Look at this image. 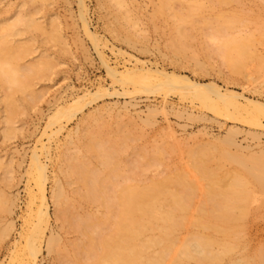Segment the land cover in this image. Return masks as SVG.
Here are the masks:
<instances>
[{
    "label": "rangeland",
    "instance_id": "374dc122",
    "mask_svg": "<svg viewBox=\"0 0 264 264\" xmlns=\"http://www.w3.org/2000/svg\"><path fill=\"white\" fill-rule=\"evenodd\" d=\"M81 1L84 7L78 6L79 0H0V35L4 25L16 22L17 15L22 19L25 15L33 16L38 27L30 29L19 24L15 27L18 32L10 31L0 40L1 65L9 64L7 67L14 68L19 78L14 86L0 81V264H21L22 259L24 263L25 240L37 223L35 213L41 199L30 167L34 149L46 168L44 201L48 217L40 224L42 232L39 235L41 240L37 241L40 247L35 264L84 263V254L82 259H72L76 248L73 245L78 244L79 249L82 236L71 224L77 216L91 213V216L100 217L105 212L99 202L88 201L90 204H87L78 199L84 189L78 181L79 176L71 171L74 170L72 166L70 171L73 174L69 178L64 177L62 171L63 162L77 166V162L71 160L76 162L74 164L69 158L81 149L82 140L89 139L82 137L86 133H92H89L92 142L88 143L93 146L88 149L91 148L93 154L87 148L81 150L85 157L82 164L88 162L90 166L88 163L85 166L90 170H104L101 162H104L103 152L107 150L100 154L101 148H98L103 144L106 147L109 141L119 151V169L125 173L128 171L129 179L133 178V181L129 180L130 184L135 185L190 171L189 155L201 147H225L245 161L257 160L264 155L263 117L249 115L250 121L243 111L232 112L231 109L227 115H216L202 108L197 101L180 97L176 91L165 94L156 89L149 92L134 89L133 84L128 83L131 81L119 82L111 78L105 67L106 63L119 73L133 70L134 66V70L151 67L184 80L214 84L223 91L240 93L264 105V0H169V3L166 0L169 7L164 6L165 10L159 9L164 0H123L124 3L118 0V7L123 3L119 9L114 7L115 0ZM81 9L85 10H82L85 21L78 17ZM240 38L249 39L250 49H246L249 52L246 53V64L242 60L244 57L240 59L244 68L234 74L231 66L228 67L233 72L228 64L224 65L226 62L220 57L217 46L223 40ZM84 94L90 95L81 99L79 105L71 103ZM57 107L65 110L68 119L61 117L64 119L59 118V122L47 127ZM234 115L237 120L236 117L232 119ZM254 117L258 126L252 125ZM4 119L12 120V133L3 134ZM57 128L61 130L53 135L51 132ZM229 130L233 134L229 136L232 139L228 137L232 144L223 146L221 140L227 138L224 137ZM233 167V164L224 163L221 175L233 171ZM186 173L199 186L205 184L195 173L190 171L192 176ZM227 178H223L220 186L228 182ZM118 180L124 181L122 178ZM123 181L120 185L124 184ZM58 186L65 192L66 207L70 206L64 214L66 218L69 213L66 219H72L71 223L57 214L52 193ZM198 195L195 205L201 199L200 192ZM254 198L248 215L231 225L228 234L208 230L235 244L233 254L244 246L252 253L264 245V196L255 193ZM194 215V211L188 213L187 220ZM192 231L194 228L188 224L178 236L183 237L184 233ZM49 236H56L58 245L53 246L59 249L46 248Z\"/></svg>",
    "mask_w": 264,
    "mask_h": 264
},
{
    "label": "bare ground",
    "instance_id": "6f19581e",
    "mask_svg": "<svg viewBox=\"0 0 264 264\" xmlns=\"http://www.w3.org/2000/svg\"><path fill=\"white\" fill-rule=\"evenodd\" d=\"M115 1L116 5L113 3L114 7H118V5H120V1ZM170 1L168 0V3ZM221 1L225 2L226 0H220L219 2ZM81 2L82 1L79 0L80 5L78 6L82 7L83 2ZM121 2H123V0ZM162 2L164 3H160L162 4V8H160L161 6H159L160 10H165L164 6L169 7L166 6V0ZM123 3L121 4V6H123ZM121 6H119L118 9L121 8ZM197 8H200V6ZM82 10L83 9H81L80 16L78 17L79 19L81 18L85 21V19H83ZM83 12H85V10H83ZM17 16L18 18L14 20L16 22L11 23L10 25H4L3 34L0 35L1 41L7 35L6 33L10 31L13 32L14 30L16 31L17 29H15V27H18L19 24H22L26 28L30 29L31 27H37V25L33 21V16L29 17L28 15H25V19V16H22L23 19L20 18L19 15ZM82 23L85 26V23ZM84 30L87 34L89 33L86 26ZM177 34L179 35V33ZM180 37H182V34ZM129 38L130 37L128 36L127 39ZM243 39L244 40H242L241 38L237 40H223V42L217 46V48L219 49V55H221L220 57H223L224 61L226 62V64L224 65L228 64L227 67L231 66L234 72L230 67L228 68L234 74L235 71L239 72L244 68H242L241 66H243V64L245 63L246 55L249 53L248 51H246V49H250L248 48V42L250 43V41L246 38ZM243 57L244 59H242ZM240 59H242L244 63ZM224 61L222 62L225 63ZM5 64L6 63H3L1 65L0 62V81H7L8 84H13L14 86V84L16 85L17 81L19 80V78H17L18 73L16 74V70L14 68H8L7 66L9 64L7 66ZM3 65L6 68H4ZM105 67L107 69V74L111 76V78H115L116 80H119V82L131 81L128 83L133 84L134 89L139 88L147 92L156 89L164 92L165 94L171 91H176L179 93L180 97H187L190 98L191 101H197L202 108L209 110L216 115L219 113H223V116L227 115V111L231 109V111L233 110L234 112L243 111L245 116L251 115L264 118L263 104L258 103L257 101H254L252 99L245 98L240 93L236 94L235 92L229 90L223 91L220 88H217L214 84H200L197 82L184 80L179 78L180 76L178 75L176 76L174 74H166V72L158 71L157 69L152 70L151 67V69H144L143 67L139 69L137 67L138 70H134V68H136L134 66L133 70L130 69L129 71H125V73L116 72L114 69L106 66V63ZM36 68L37 67L31 70L35 72L34 70ZM28 72L31 71L29 70ZM88 95L90 94H84L81 97L79 96L71 103L78 104L81 99H84ZM75 106H70V108H74ZM8 111L11 112V109H9ZM238 115L240 114H236V116ZM66 116L67 114L65 115V110L57 107L56 111L49 119V122L47 123L48 125L46 126L51 127L54 122L60 120L59 118ZM231 116H233V114ZM236 116L234 115L232 119ZM256 117L252 119L255 120L252 122H255L254 124L251 123L252 125L256 124ZM6 118L8 117L6 116ZM248 118L250 120V116ZM237 119L238 118L236 117V120ZM4 120V125L6 127L4 130L5 133L3 134H7L9 131H11L12 133L13 128L10 127L12 120H10L11 122L9 121V119ZM59 125L58 127H60ZM255 126H258V124ZM59 129L61 130V128H57L55 132L53 131L51 133H55L56 135L60 131ZM229 132L227 131V134L224 137L227 138L225 140H221L222 145L224 144L223 146L232 144L229 140V136H231L232 132L231 130H229ZM11 133H9L8 135H10ZM89 133L92 134L91 132ZM89 133H86L82 136L84 137V139L86 138V136L87 138L89 137V139H85V142L82 140V143L81 140L79 141L81 143V149L78 151V153L75 152V154L71 157L67 156L68 158L70 157V161L75 160L77 162V166L75 164L76 162L71 161L75 164V166H73L72 164H68L67 161L63 162L65 163V166H63L64 169L61 170L65 174L63 175L66 178H69L73 173L76 176H79L78 181L80 180L79 182H81L82 184H80V186L84 189V192L82 194H80L79 192L76 193V195L79 193L78 195L80 198L78 199H81L80 201L84 200L83 202H86L87 204H90L88 203V201H93V204L99 202L100 206L102 207L101 209L105 212L103 213V215H99L100 217H96L97 215L93 216V214L91 216V213H88V215H82L83 217H81V215L77 216L78 218H81L78 219L76 217L77 220L73 222L72 219L68 221L66 218L68 217L67 214L69 213H66V218L64 214V211L68 207H66L65 205L67 204L64 198L65 192L63 191L61 186H58L52 193V198L54 200L53 202L58 208V216L59 214L60 217L64 216V218L62 217L61 219H64L65 222L71 221L73 223L71 224L72 226L69 225L71 222L68 225L73 227V229L75 228L76 231L79 230L77 232H80L79 235L82 236L81 241L84 240V243H82L81 241L78 242L79 244H82L79 245L81 246L79 249L77 248L78 244L73 245L76 247L74 248L77 249H74V253L77 255L79 253V255L81 254V256L79 257L76 255V258H74L75 254H73L74 257L72 259H82V254H84V257L82 259V262L84 261V263H81L79 261V264H264V245L257 248L252 253H249V251L246 250V247L244 246L242 250H239L237 253L233 254L235 244L225 239L218 238L215 234L208 231L211 230L212 232L217 234H228L230 228L232 227L231 225L245 219V217L250 212L249 206L252 202L255 201V193L260 196H264L263 154L259 157L260 159L255 158L257 160L250 159L251 161H245V159H240L235 154H231L228 150L225 149V147H201L200 149L192 151L189 155V158L191 160L190 171L193 174L195 173V176L198 177L197 179L204 181L203 183H205V187L204 185L202 186L204 188L199 186L198 182L188 177L189 175L186 172H189L190 174V171L176 172L172 176L170 175L171 177L165 176L162 179L157 178L156 180H150L143 185H135L130 184L129 180H132L133 178L130 176L132 179H129L128 175L130 174L128 173V171L125 173L123 172V169L122 172L119 169L120 159H117L119 151L115 145L114 146L116 147V149L112 144L110 145L109 141H107V146L105 145L107 148L103 146V143V145H99L98 148H101L100 154L104 150H107L106 152H103L104 154L102 153L104 162H101V166L104 167V170H99L98 168H92L90 170V168L87 167L90 166L88 162H84V164H82L85 157H83V153L81 154L80 152L84 151V149L86 148L87 150L91 151V148L88 149V147L90 145L93 146V144L88 143L89 141L92 142V140H90L91 136L89 135ZM49 137H51V135ZM92 139L95 138L93 137ZM102 147H104L103 150ZM79 153L81 154V156H78ZM91 153L93 154V151H91ZM98 156L102 158L101 155ZM79 160L80 164H78ZM101 160H103V158ZM86 163H88V165ZM224 163L233 164L235 168L233 167L234 170H231L232 172L230 171L228 174H226L225 172L224 175H221L220 171L223 169ZM85 164L87 166H85ZM71 166L74 168V170H71L73 171V173H71L70 171V169H72ZM30 167L33 168L34 171L32 177L37 189L36 192H38L39 198L41 199V204L38 210L36 209L37 212L35 213L37 217V223L32 226V229L30 232H28L29 234L25 240L23 253H25L24 255H26V259L24 263H22V259L20 261L21 264H35L36 255L40 247H38L37 241L40 239L39 237L41 236L40 234L42 232L40 224L48 220L46 212L47 206H45L44 201V181L46 180V168L45 165L39 161L35 149L32 152ZM224 176L228 177L227 179L229 180L228 182L224 181L226 184L223 183L225 185L220 186V183L222 184L223 178H225ZM121 178L124 179V181L120 180L124 183H121L122 185H120V181L118 180ZM118 181L119 184H117ZM198 192H200L201 194V199L195 205L194 200L199 197V195L197 196ZM191 211H194L195 215H197H194L195 217L193 216V218L188 221L187 215ZM188 224L189 226L194 228V231H192L191 233H184L183 237L180 235L178 236V232ZM222 227H224V229H222ZM53 237L51 236L49 239L46 238L47 245L46 243L44 244L47 246L46 248H56L57 250L58 247L53 246L54 244L58 245L56 244V236ZM78 250L80 252H76Z\"/></svg>",
    "mask_w": 264,
    "mask_h": 264
}]
</instances>
